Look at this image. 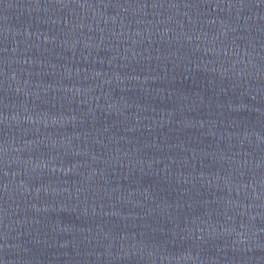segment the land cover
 <instances>
[{
	"label": "water",
	"instance_id": "water-1",
	"mask_svg": "<svg viewBox=\"0 0 264 264\" xmlns=\"http://www.w3.org/2000/svg\"><path fill=\"white\" fill-rule=\"evenodd\" d=\"M0 264H264V0H0Z\"/></svg>",
	"mask_w": 264,
	"mask_h": 264
}]
</instances>
